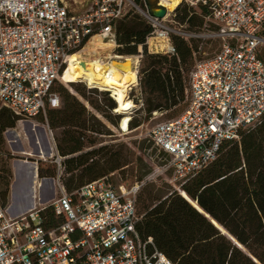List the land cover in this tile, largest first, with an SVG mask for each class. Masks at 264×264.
Listing matches in <instances>:
<instances>
[{
    "label": "built area",
    "instance_id": "built-area-1",
    "mask_svg": "<svg viewBox=\"0 0 264 264\" xmlns=\"http://www.w3.org/2000/svg\"><path fill=\"white\" fill-rule=\"evenodd\" d=\"M168 1L91 0L86 12H75L67 0H0L2 108L18 122L41 117L50 130L47 110L61 107L53 88L64 81L69 58L80 54L86 62H124L125 56H116L117 25L134 16L151 27L145 44L131 56L136 59L137 82L127 94L133 105L143 106L144 47L149 54L177 56L173 36L198 38L178 17L184 8L193 10L215 27L209 38L221 40V47L191 71L185 112L149 133L155 147L170 158L167 169L184 185L216 161L224 142L239 141L242 131L264 121V0H180L174 11H169ZM155 9H165L166 15L157 18ZM95 39L113 46L108 55L85 53ZM134 90L137 96L131 97ZM52 141L56 198L42 204L40 193L48 179H39L38 163L32 178L33 204L26 213L13 215L9 201L0 196V264H175L137 229L143 218L137 197L145 182L117 187L104 177L68 192L62 179L65 157ZM47 209L61 220L52 228L44 225Z\"/></svg>",
    "mask_w": 264,
    "mask_h": 264
},
{
    "label": "trees",
    "instance_id": "trees-1",
    "mask_svg": "<svg viewBox=\"0 0 264 264\" xmlns=\"http://www.w3.org/2000/svg\"><path fill=\"white\" fill-rule=\"evenodd\" d=\"M178 17L180 23H188L190 28L196 20L204 24L202 18L187 8ZM150 33L151 27L138 16L121 21L117 25L120 47L116 54L137 55L139 46L145 44ZM172 40L177 50L174 57L149 54L144 47L140 85L145 102L140 110L146 113V119L153 112L178 107L187 98L185 74L198 48L192 41L177 36ZM71 75L73 70L67 67L64 79H70ZM71 86L87 98L82 85L72 83ZM53 91L60 96L61 107L47 110L49 127L62 131L57 147L59 154L65 158L73 156L64 161L65 173L69 176L64 186L68 192L128 165L129 155L124 148L114 150L104 146L86 152V148L98 143L93 136H110L111 131L62 83L57 81ZM108 94H103L104 106L94 100L90 104L117 124L116 117L111 115L116 103ZM17 122L18 118L9 110H0V143L4 132L15 128ZM142 124L143 119L133 118L130 130ZM56 172L55 167H39L40 178H55ZM4 186L6 190L1 196L7 203L9 182ZM181 187L182 196L174 193L164 200L142 199L138 194V211L141 214V206L144 214L137 229L143 239L153 241L157 250L175 264H264V121L255 129L242 131L239 141L224 142L216 161ZM195 202L227 234L201 213ZM43 217L47 228L61 221L52 209H47Z\"/></svg>",
    "mask_w": 264,
    "mask_h": 264
},
{
    "label": "rangeland",
    "instance_id": "rangeland-1",
    "mask_svg": "<svg viewBox=\"0 0 264 264\" xmlns=\"http://www.w3.org/2000/svg\"><path fill=\"white\" fill-rule=\"evenodd\" d=\"M67 1L74 3V0ZM90 2L91 0H79L78 5L80 8H82V6H87ZM85 8L82 9V12H86L88 10V7L86 9ZM198 17L201 18L199 15ZM194 25L195 26H191V28L188 25V31L191 34L198 36V38L191 40L194 46H197L198 49L196 55L193 56V59L188 65V71H186L185 74L186 85H188L190 73L193 70L196 62L214 56L219 51L222 44L221 40L209 38V35L215 32V27L211 23L209 24L207 21H204L202 26L201 21L196 20ZM107 53L108 52H102L97 54V56L99 58H103L108 55ZM261 56L264 59V48L261 50ZM89 61H92V59ZM111 63L114 66V70L116 69L118 73L126 71L128 66V63L119 61H112ZM120 63L125 66V69L120 68ZM75 68L77 69V67ZM81 80L82 82L79 80L76 72L73 71V75H71L70 79H64V81L59 80V82L62 83L71 93L77 96L79 100L85 105L87 111L95 114L105 125H107L108 129L112 133L110 136H93L98 139V143L93 147L86 148L85 151L87 152L91 151L92 149H99L101 147L107 146L113 148L114 150L124 148L127 155H129L128 165L108 175L110 181L117 187L122 184L126 185L127 187H132L137 183L141 184V182H145L139 192V195H141L142 199L154 197L164 200L174 193L181 195V181L175 177L173 170L167 169L170 158L155 147L149 138V133L155 126L180 117L188 107V98H186L185 102L178 107L170 110L153 112L152 115L147 119L146 113L140 110L144 108V105L140 106L135 104L128 113V116H130L131 120L133 118L138 120L143 119V124L139 128L126 132L122 131L120 128L121 121L125 115L118 114L116 111L112 110L111 115L116 117L115 121L117 123L113 124L108 118H105L103 114L98 113L90 104V101L94 100L98 101L100 105L104 106L106 104V97H104L103 94L109 92H105L106 90L99 91L97 89L94 90L97 91V93L92 92L93 90H90L88 86L83 83L85 80L82 78ZM72 83H78L82 85L86 89L87 98L80 96L79 93L76 92L71 86ZM135 95L137 96L136 90L131 93V97ZM108 97H110L116 103L115 99H113L110 94H108ZM143 102H145L144 95ZM117 106L118 104L116 103V108ZM1 109L2 106L0 104V110ZM50 130L52 131V135ZM50 130L46 122L41 117H39L29 122H17L15 128L8 129L4 132L2 142L0 143V196L1 193L6 190V187L4 186L6 181L9 182L10 186L12 185V192H14L15 189H18L20 180L23 176H26V183L32 185L33 177L31 172L37 163L38 167H42L43 169H52L55 167L57 170V165L54 162L55 160L52 159V154L54 153L51 149L53 143L52 137L58 147V141L61 137L62 131L53 130L51 128ZM24 152L32 153L35 156H25L22 154ZM42 152L44 153L42 155L44 158L43 160L40 159ZM71 157L73 156L66 158L69 159ZM99 158L100 156H98L96 159ZM19 168L21 171H18ZM46 178L48 180L44 182L40 193L42 204H47L56 198L54 185L51 181L53 177ZM68 178L69 176L65 173L64 169L62 176L63 182ZM39 179L43 180L45 178ZM29 201L30 198H26V205ZM140 211L141 214H144L141 206Z\"/></svg>",
    "mask_w": 264,
    "mask_h": 264
},
{
    "label": "bare ground",
    "instance_id": "bare-ground-1",
    "mask_svg": "<svg viewBox=\"0 0 264 264\" xmlns=\"http://www.w3.org/2000/svg\"><path fill=\"white\" fill-rule=\"evenodd\" d=\"M180 4V0H169L167 2V7L169 11H174ZM112 45L107 43H102L96 39L93 41V44L85 50V53L99 54L102 52H109L112 49ZM119 56V55H116ZM118 59H122L118 57ZM67 67L72 69L78 75L79 80L82 82L81 78L89 83L90 86L100 87L103 91H110L115 98L116 103L118 104L116 108V113L125 115L121 121V130L127 131L128 123L130 122V116L128 113L134 107L133 103L128 100V90L130 86H133L137 82L136 73L134 70V63L136 59L132 57H126L124 63H128L127 69L124 72H119L115 69L112 63L109 65H103L97 59L92 60L91 62H86L82 60L80 54H76L69 58ZM120 68L125 69V66L120 63ZM77 67V69L75 68ZM78 71V72H77ZM109 73V74H108ZM81 76V78H80ZM41 153V152H40ZM25 156L34 157L32 153L24 152L22 153ZM44 153L42 152L40 158H43ZM19 167V165H18ZM22 167V166H21ZM20 167V168H21ZM19 168L18 171H21ZM32 177L35 174V169L31 172ZM33 184L31 185V189ZM200 211L196 203H193Z\"/></svg>",
    "mask_w": 264,
    "mask_h": 264
},
{
    "label": "crops",
    "instance_id": "crops-1",
    "mask_svg": "<svg viewBox=\"0 0 264 264\" xmlns=\"http://www.w3.org/2000/svg\"><path fill=\"white\" fill-rule=\"evenodd\" d=\"M77 2H79V0H77ZM70 5L75 12H81L83 7L87 8L88 5H90V3L87 6H82L81 4L82 8H80V6L77 3H75V1L74 3H70ZM26 184H27L26 176H23L20 180V185L17 190L15 189V191L12 192L11 191L12 185L10 186L8 201L11 205V211L15 216L26 213L32 207L33 201L31 199V184L30 185L29 184L26 185ZM26 198H30V201L28 202L27 205H26Z\"/></svg>",
    "mask_w": 264,
    "mask_h": 264
},
{
    "label": "water",
    "instance_id": "water-1",
    "mask_svg": "<svg viewBox=\"0 0 264 264\" xmlns=\"http://www.w3.org/2000/svg\"><path fill=\"white\" fill-rule=\"evenodd\" d=\"M154 15L157 17V18H163L165 15H166V10L165 9H155L154 10ZM182 196V195H181ZM32 199V198H31ZM189 201V200H188ZM190 202V201H189ZM191 203V202H190ZM197 205H198V203L197 202H195ZM192 204V203H191ZM194 206V205H193ZM198 207L200 208V206L198 205ZM196 208V207H195ZM198 209V208H197ZM201 209V208H200ZM202 210V209H201ZM203 211V210H202ZM201 213H203L208 219H210L212 222H213V224H215V226H217L218 227V224H217V222L214 220V219H212L208 214H206L204 211L203 212H201ZM219 228V227H218ZM220 229V228H219ZM224 234H227V232L224 230V229H220ZM240 246V245H239Z\"/></svg>",
    "mask_w": 264,
    "mask_h": 264
}]
</instances>
